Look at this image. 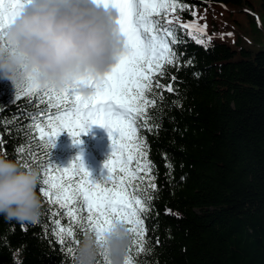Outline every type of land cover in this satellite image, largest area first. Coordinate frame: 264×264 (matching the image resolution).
Wrapping results in <instances>:
<instances>
[{
	"label": "trees",
	"instance_id": "trees-1",
	"mask_svg": "<svg viewBox=\"0 0 264 264\" xmlns=\"http://www.w3.org/2000/svg\"><path fill=\"white\" fill-rule=\"evenodd\" d=\"M240 11L257 23L254 15L261 20L264 0H178L177 11L168 13L181 37L182 60L179 69H167L169 76L177 77L173 87L178 91L163 93L162 130L158 134L141 130L160 195L146 220L153 250L138 256V264H264V49H236L210 32L219 16ZM191 22L206 25V46L181 26ZM16 93L0 78V117L11 125V135L0 127L4 141L0 156L26 168L15 150L31 139L20 127L28 116L19 120L16 116L22 110L30 116L35 108L26 107L27 99L17 103ZM175 100L179 107L172 104ZM79 140L74 143L64 131L52 150L41 145L40 151H51L53 166L61 168L80 157L91 178L101 181L112 152L108 132L94 124ZM165 154L174 165L171 170ZM32 168L39 170L36 164ZM41 186L38 224L22 226L0 217V264H13L18 250L22 264H73L66 249L54 242V209L42 196ZM166 209L171 214L166 215ZM62 223L67 225V217ZM83 237L77 230V238Z\"/></svg>",
	"mask_w": 264,
	"mask_h": 264
},
{
	"label": "snow or ice",
	"instance_id": "snow-or-ice-1",
	"mask_svg": "<svg viewBox=\"0 0 264 264\" xmlns=\"http://www.w3.org/2000/svg\"><path fill=\"white\" fill-rule=\"evenodd\" d=\"M29 2L0 0V45L6 46L7 26ZM94 3L116 11L125 51L103 76L79 77L64 89L41 88L29 79L17 90L16 98L17 103L27 99L26 107L34 106L35 110L30 116L22 110L16 119L28 116L20 127L31 139L15 151L23 167L32 168L36 164L42 173L40 192L54 209L51 213L54 242L66 249L73 260L80 243L77 230L84 236L93 234L99 242L113 222L118 221L128 225L133 235L125 264H138V256L153 250L146 220L155 211V201L160 195L148 158L147 137L141 130L156 134L162 130L166 99L163 93L178 91L173 87L177 77L167 72L170 67L179 69L182 60L178 54L181 37L168 17L170 11H177L178 0H94ZM181 26L198 44L206 46L203 35L206 25ZM163 79H169L170 83H161ZM172 104L180 106L178 100ZM94 124L107 130L112 148L105 163L107 175L101 181L91 178L80 157L61 168L53 166L51 151H40L41 145L52 150L55 139L64 131L74 138V143H81L80 135ZM0 127L11 135V125L2 117ZM2 136L0 133V149L4 144ZM41 156L47 158L41 160ZM164 158L166 167L173 169L166 154ZM165 214H171V210L166 209ZM64 217L67 225L62 223ZM98 264H107L103 253Z\"/></svg>",
	"mask_w": 264,
	"mask_h": 264
},
{
	"label": "clouds",
	"instance_id": "clouds-1",
	"mask_svg": "<svg viewBox=\"0 0 264 264\" xmlns=\"http://www.w3.org/2000/svg\"><path fill=\"white\" fill-rule=\"evenodd\" d=\"M114 9L94 0H30L4 33L0 45V78L18 90L31 79L41 88L64 89L79 77L109 72L125 51ZM41 174L0 156V217L22 226L36 225L42 216L38 193ZM133 239L129 226L114 221L98 242L85 235L73 264H125ZM13 264H22L19 250Z\"/></svg>",
	"mask_w": 264,
	"mask_h": 264
},
{
	"label": "rangeland",
	"instance_id": "rangeland-1",
	"mask_svg": "<svg viewBox=\"0 0 264 264\" xmlns=\"http://www.w3.org/2000/svg\"><path fill=\"white\" fill-rule=\"evenodd\" d=\"M251 18L253 17L245 11L237 12L234 16L229 13L227 17L219 16L218 25L211 24L210 32L214 34L216 40L225 41L236 49L240 47L253 51L264 49V15L261 16V20L258 14L254 15L257 23ZM191 24L200 26L196 22ZM101 128L107 132L104 127Z\"/></svg>",
	"mask_w": 264,
	"mask_h": 264
}]
</instances>
